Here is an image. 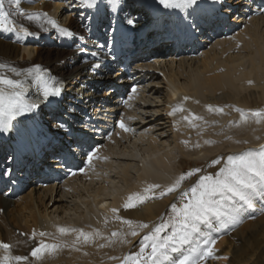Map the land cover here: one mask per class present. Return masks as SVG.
I'll return each mask as SVG.
<instances>
[{
	"label": "bare ground",
	"instance_id": "obj_1",
	"mask_svg": "<svg viewBox=\"0 0 264 264\" xmlns=\"http://www.w3.org/2000/svg\"><path fill=\"white\" fill-rule=\"evenodd\" d=\"M259 1L264 2L227 0L224 8L232 16L229 26L235 28L234 33L227 38L221 35L213 41L202 36V44L196 46L199 52L195 54L191 52L194 44L176 46L174 42H164L162 48L158 47L165 29L159 31L152 26V12L140 7L138 0L122 1L123 22L126 24L130 17L138 18L135 27L126 25L138 36L144 30L148 31L145 54L136 59H145L140 70H146L143 77L149 81L144 87L143 84L140 88L137 86L141 89L139 97L132 101L129 109H124L130 129L115 132L87 175H76L61 184L44 188L32 184L18 197H10L9 190L0 193V208H4L3 213L0 212V241L12 244L9 249L0 247V264L5 256L9 258L8 264H122L124 257L139 251L146 234L158 224L172 219L171 205L175 203L177 208L182 207L186 201L180 199L181 192L192 187L200 175L215 176L228 155L258 150L264 145V119L252 115L256 111L264 114V13L247 17L248 6L258 10ZM73 3L74 0H21L19 8L24 12L21 15L17 5L8 3L7 6L5 2V10H12L11 19L17 31L0 29V63L7 66L0 72L11 79H23L9 69L25 70L40 65L43 70H48L45 71L48 76L64 78L68 108L73 109V113L78 110L102 120L111 117L114 111L111 108L121 109L115 104L118 97L103 98L109 89L107 82L102 83L104 87L100 90L92 92L93 84L103 77L109 66L93 68L94 61L86 60L79 49L86 45L95 50V42L105 39L109 23L102 20L98 29L92 28L88 32L86 25H90V21L86 5L76 0L77 6L71 7ZM32 13H46L49 19L58 22V26L72 29L78 35L65 39L51 29L43 16L36 21L27 20V15ZM41 24L50 31L44 32ZM24 27L37 35H22ZM157 68L162 70V76L150 72ZM117 74L118 70L108 73L109 77ZM26 88V99L42 102L36 95L39 89L33 80H28ZM181 94L188 97L186 102L181 101ZM52 99L50 97L48 101ZM176 103L184 111L176 117L167 116V105ZM221 108L223 112L218 111ZM39 110L30 119H18L25 130L30 129L41 136L46 133L44 128H51L57 137L64 138V132L56 129L57 111L52 108ZM194 116L203 119L194 120ZM75 121L80 123V118ZM154 122L157 127L149 129L148 124ZM16 126L20 127L19 124ZM13 132L17 134L15 130ZM20 141H23L21 137ZM67 145L64 143L59 148L66 150ZM133 148L139 153L135 154ZM9 149L6 142L0 145L2 166ZM127 151L132 159L118 165L116 168L120 171L114 175V178H120L121 173L123 189L109 190L105 185L108 182L103 176L104 169L109 167L111 170L115 156ZM43 153H39L40 157ZM217 158H223L221 165L211 166ZM56 162L54 158L50 161ZM197 168L202 171L186 178L180 189L161 196L163 190ZM1 169L5 171L8 167ZM151 185H160V188L146 192ZM138 196L149 198L142 204L137 203L135 208H125L130 197ZM247 210L257 216L249 219ZM124 220L133 221L132 226ZM142 224H148V228L141 227ZM40 225L48 235L42 238L36 231L32 237L31 227L37 229ZM61 227L69 231L61 234ZM201 228L207 230L204 225ZM81 230L89 235L87 241L80 236ZM133 230L138 232L137 236L131 235ZM171 230L169 226L161 235H167ZM23 231L27 232L25 237H22ZM114 232L117 235L113 236ZM211 235L216 239L213 256L202 264H264V196L257 193L253 197L252 206L246 208L236 225L220 227L217 220ZM41 239L59 247L43 252L42 258L37 259L31 252ZM148 251L150 249H146V253ZM17 256L27 259L16 261Z\"/></svg>",
	"mask_w": 264,
	"mask_h": 264
},
{
	"label": "snow or ice",
	"instance_id": "obj_2",
	"mask_svg": "<svg viewBox=\"0 0 264 264\" xmlns=\"http://www.w3.org/2000/svg\"><path fill=\"white\" fill-rule=\"evenodd\" d=\"M5 2L6 0H0V29L7 32H16L17 27L11 19V13L5 10ZM7 2L17 5V11L21 15L24 14L23 10L19 8L21 0H7ZM78 2L81 5H86L89 9L95 8L98 10L100 7L97 0H78ZM102 2L103 0H100V3ZM206 2L215 4L219 0H154V3L164 10H180L183 21L182 27H166L162 38L175 43H184L198 39L199 35L206 34L209 28L218 25L220 23L217 19L218 13L206 10L204 7ZM112 3L119 5L116 9L118 14L123 4L120 3V0H112ZM76 6V0H74L71 7ZM223 7V4H221V10H223ZM41 16L51 26V29H55L61 36L73 38L78 35L71 29L58 26V22L54 19H49L46 13H32L27 15L26 18L29 21H36ZM94 16L95 14L90 12L87 19L91 21ZM137 22L138 18L135 17L126 19V24L132 27H135ZM40 27L44 32L50 31L43 24ZM86 27L88 32L92 31L91 25H86ZM106 33L103 43L99 42V40L95 42V50L88 48L86 45L81 46L79 49L84 57L96 58L93 68H99L101 63L109 57L114 59L116 56V48L114 46L119 45L124 39V34L115 24H111L106 29ZM22 35H37V33L30 32L27 27H24ZM6 67L5 64L0 63V69ZM9 70L17 77L23 76V79H11L0 72V131L12 132L15 130L23 139L26 130L23 127V122L18 121L17 118L39 108L37 103L26 101V84L28 80L31 79L36 83L39 89L36 95L44 100L61 96L62 81H56L48 76L40 65H35L25 70L11 67ZM132 91L135 92L136 89L133 88ZM186 99L187 97H185ZM211 110L212 107L209 106V111ZM68 111L74 110L70 108ZM182 111H184L183 107L178 106L172 110L170 115H175L177 112ZM218 111L223 112V109H218ZM252 115L264 119V114L260 111H256ZM184 118L188 119L187 116ZM193 119L199 120L203 118L194 116ZM14 122L16 123L14 124ZM257 122H259V119ZM16 124H19L20 127H17ZM57 127L67 129L66 123H59ZM119 127L124 131H129L123 121L119 122ZM69 134L71 133L69 132ZM73 144H79V141L73 140L67 145L64 152L65 157L75 155ZM96 151L98 149H92L85 153L89 163L93 158H96ZM11 159L12 157H9V161ZM221 159L223 158H217L212 161L211 166L221 165ZM201 171V169L197 168L185 173L174 185L163 190L161 196L176 192L186 178ZM9 174L10 170L6 169L5 175ZM158 188H160V185H151L150 189H146V192ZM257 193L264 196V145L258 150L249 149L243 153L228 155L215 176L211 174L200 175L198 181L192 187L181 192L180 199L186 201L183 202L182 207L177 208L175 203L171 205L172 219L158 224L150 233L146 234L142 238L139 251L124 257L122 264H202L203 261L213 256V246L216 243V239L211 235V229L216 221H219L220 227L234 226L239 223L246 208L252 206L253 197ZM148 198V196L130 197L125 208H135L137 203L142 204ZM113 211L115 212L116 209H113ZM124 223L131 227L133 221L124 220ZM201 225L206 226L207 230H202ZM169 226H171L172 230L167 235H161ZM141 227L148 228V224H142ZM67 231L69 230L66 228H59L61 234ZM35 235L36 233L33 232L34 237ZM46 235L48 234L45 232L39 233L42 238ZM112 235L115 236L117 233L114 232ZM131 235L137 236L138 232L133 230ZM80 236H83L85 241L89 239V235L82 230L80 231ZM0 247L9 249L11 245L0 243ZM58 247L59 245L56 243H46L41 239L39 245L32 250L31 256L41 259L43 252L47 250L55 251ZM146 249H150V251L146 253ZM26 259L27 257H15L16 261ZM8 261L9 258L5 256L3 264H8Z\"/></svg>",
	"mask_w": 264,
	"mask_h": 264
},
{
	"label": "rangeland",
	"instance_id": "obj_3",
	"mask_svg": "<svg viewBox=\"0 0 264 264\" xmlns=\"http://www.w3.org/2000/svg\"><path fill=\"white\" fill-rule=\"evenodd\" d=\"M6 3H7V6H8V2L7 1H6ZM8 11L10 13L12 12L11 9H9ZM162 126L163 125H160L159 127H162ZM147 127H149V129L156 128L157 127L156 122L149 123ZM157 132L158 131H155L154 133H157ZM132 150H133V152H135V154H138L139 153V151L137 149H135V148H133ZM129 154H130L129 151H127L125 154H119V155L115 156L114 160H112L111 170L109 169V167H107V168L104 169L103 176L107 179V182H108L107 184L105 183V185H108L109 190H115L116 187L117 188L119 187L120 189H123L122 188L123 187L122 182L120 183V178H121V180H123L122 177H121V173H120V178H114V175L118 174L119 171H120V169H117L116 168L118 165H120L122 162L129 161V160L132 159V157H130ZM134 156L137 157V155H134ZM133 164H135V163L133 162ZM132 167H135V166H132ZM113 168H115V169L113 170ZM135 169H136V167H135ZM131 171H134V168ZM107 177H109V179ZM109 180H110V182H109ZM90 205L91 204H89V206Z\"/></svg>",
	"mask_w": 264,
	"mask_h": 264
}]
</instances>
